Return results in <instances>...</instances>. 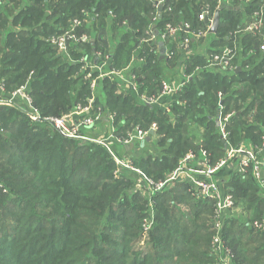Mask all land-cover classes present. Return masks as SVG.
Segmentation results:
<instances>
[{"label": "trees", "instance_id": "16d2710c", "mask_svg": "<svg viewBox=\"0 0 264 264\" xmlns=\"http://www.w3.org/2000/svg\"><path fill=\"white\" fill-rule=\"evenodd\" d=\"M2 7L0 87L9 96L27 86L43 118L88 104L92 96L82 77V56L102 50L116 69L128 66L132 56L137 63L144 60L133 66L137 91L118 93L119 81L111 78L98 89L128 128L157 124V156H139L133 165L167 186L153 193L152 206L136 191L143 176L126 170L116 176L119 169L106 147L66 138L49 122L34 123L18 108L0 107V264H218L211 251L214 202L194 196L193 184L170 178L192 150L201 159L206 152L211 164L221 159L220 117L231 115L225 123L230 145L257 144L264 134V28L257 35L242 32L264 0H165L156 24L159 9L152 0H9ZM206 8L211 16L221 9L208 50L199 53L198 42H192L194 54L179 58L182 49L171 47L176 55L169 60L161 59L160 44L144 43L152 24L157 31L181 22L193 32L206 31L207 23L199 20ZM88 17L81 30L91 43L72 48L70 57L60 55L50 39L74 18ZM110 19L117 34L108 32ZM226 48L236 50V69L210 70L205 54ZM167 68H184L190 76L174 97L171 114L146 106L139 95L156 93ZM187 165L195 168L193 162ZM225 181L239 208L226 219L222 235L234 264H264V231L254 228L264 221L263 191L250 171ZM171 182L175 187L168 188Z\"/></svg>", "mask_w": 264, "mask_h": 264}, {"label": "built area", "instance_id": "2783aa9c", "mask_svg": "<svg viewBox=\"0 0 264 264\" xmlns=\"http://www.w3.org/2000/svg\"><path fill=\"white\" fill-rule=\"evenodd\" d=\"M153 2L159 9V6H164L165 0H153ZM8 3L9 0H0V7L8 5ZM85 16L87 17L88 14H85ZM160 16L161 13L158 11V14H155L153 16V23H155L158 18H160ZM214 16L215 15H210L208 8H206L200 13L199 20L205 21L208 25V29L206 31L199 30L198 32H193L191 30L190 25L185 22H181V24L168 23L164 27L163 31H157L155 27L156 23L152 24L147 31L149 37L144 40V43L149 41L155 42L158 45L160 44L159 49H162V51L164 50V58L169 60L173 59L176 55L175 51L171 50V47L181 48V52H185L186 56H188L192 42H194V40H198L197 42H200V40L210 34L209 30L211 29V25L214 22ZM86 19L91 20L90 17L85 19L74 18L72 21H70V27L67 30H64L62 34L55 35L53 38L50 39V43H52V45L57 48L58 53L60 55L70 57L69 54H71L70 51L72 48L76 49L77 46L80 44L91 43V38L88 34L78 33L79 30L82 29L83 26H85L84 23L87 22ZM251 20V22H247V25L245 26L242 32L250 35L260 34L262 29L264 28V8L255 11ZM182 33H185L184 37H182ZM260 50L264 55V42L262 43ZM161 52L159 53L160 57ZM235 56V51L231 48H226L223 51L218 52V54H209L208 56H206L208 60V68L217 69L222 72H232L236 69L233 65V61L236 58ZM131 59L132 60L131 63L128 65V68L132 67L134 61H138L135 56H132ZM79 61L82 65H85V69L92 68L93 66L97 67L100 70L98 73L99 76L104 75V71L108 70L109 74H105L104 76H107L108 78H111L113 80L115 79L118 81H122L124 85L128 86V89L132 88L137 91L138 77H136V74L133 72L126 78L123 77L122 72L113 71V69H111V63L113 61L112 56L104 53V51L93 50L91 56L84 55L80 58ZM140 62L143 63L144 60L141 59ZM183 69L181 70L182 72ZM184 77L185 78H183L179 82H169L165 80V82H162L160 89L156 93L139 94L141 102L146 106L148 105L150 107L159 108L164 112L171 114V107L172 105H174L175 102L174 97L182 91L184 85L186 84L190 76ZM85 79L88 80L87 82H89L92 92L93 90L97 89L99 85V80H103L101 78L94 80V78H90V76L89 78ZM19 96H22V98L25 99V103L22 104L21 107L16 104L18 100L17 97ZM3 99H5V102H3L0 107L7 106L18 108L19 110L21 109V111L26 116H28L32 122L37 123L42 120L49 122L57 132L61 133L66 138L72 140L79 139L83 141H88V138L90 137L88 135L83 136L81 132L94 131L95 127L98 124V121L100 120L98 115L93 112V102L95 99H90L86 107L78 106L74 112L57 118H43L41 116L40 112L36 108H34V101L27 92V86H22L20 87V89L16 90L11 95L4 96L1 101ZM228 117L230 118L231 115H228ZM228 117L225 118V120H228ZM223 118L224 117H220L221 125L223 123ZM220 123H218V125ZM157 130L158 126L156 123L151 124L148 130L142 129L139 126H133V128H130V132L126 130L125 134H122V136H116L114 140L118 144L126 148L135 144L139 146L148 138V136H154ZM152 132H154V134H152ZM226 137H228V135ZM259 148L260 149L255 151V148L253 147L252 149H250L251 151L247 155V158H244L242 160L240 159L239 163L237 162L238 160L235 162L238 163V166L240 165V167H238L237 169L238 171H240L241 168L243 173H248L249 171L251 172L256 183L259 184L261 190L263 191L264 196V158L262 157L264 155V137ZM203 156H207L206 152L203 153ZM194 158L195 157H193L192 154H187L185 159L183 160V164L181 166L182 168L179 171H176L170 178V180H188L189 183L193 184V190L191 189V192L194 196H197L198 198L203 200L208 199L215 203L214 214L212 216V249L214 251L213 253L218 258V264H234L235 256L233 255V252L226 246L225 240L224 238H222V235L226 219L230 217L229 215L231 214L232 210L235 209L237 206L236 201L234 199L233 194L230 193L229 190H225L218 183H215L212 179V177L217 171L224 167L225 164L232 161V157L227 158L225 160H221L219 163H217L216 167L211 168V170L209 171H204V167L203 169H196L195 171L191 170L189 167L186 168L185 164L187 165V163L193 161ZM200 162L203 164V160H200ZM196 176H200L201 179H197ZM138 183L142 184V186H148V183L144 180V178ZM150 224L151 223L147 222V224L145 225L146 232H148L147 228H150ZM254 228L258 230L261 229L264 231V221H256L254 223Z\"/></svg>", "mask_w": 264, "mask_h": 264}, {"label": "rangeland", "instance_id": "374dc122", "mask_svg": "<svg viewBox=\"0 0 264 264\" xmlns=\"http://www.w3.org/2000/svg\"><path fill=\"white\" fill-rule=\"evenodd\" d=\"M219 1L221 2V0H219ZM225 2H227V0H225ZM1 8H4V7H1ZM110 21H111V19L106 23L107 24L106 27L107 28H109V27L111 28L110 31H108V32H110V34H113V33L117 34V32H115L114 28L112 27V24H111L112 22H110ZM98 24H99V22H98ZM98 24H96V28H97ZM90 25H88V26H90ZM78 33L82 34V30L80 29ZM204 48L206 49L207 47H204ZM56 50H57V48H56ZM179 53H181L179 55L180 56L179 58H182L184 56L187 57L186 55H184V54H186L185 52H183V53L179 52ZM190 54H194L193 48H191L189 50V55ZM235 54H236V50H235ZM130 63H131V61L129 62V64ZM140 64H141V62L137 63L136 61H134L132 67H130V68H128V66H126L123 69L122 68L121 69H116L115 67L112 68V66H111V69H113V71H116V72H122L123 77L127 78L128 75H131L134 72L133 71V66L140 65ZM84 67H85V65L82 66V77H83V79L89 78V76H90V78L93 77L94 80H96L98 78H101L103 80L104 79H109L107 76H104L105 74H109L108 70L104 71V75L99 76L98 73H99L100 70L97 67L93 66L92 68H89V69H85ZM170 70L171 71H169V72H168V70L165 71V76L166 75H171L172 77H167V79H166V77L164 76L165 78H164L163 82H165V80L169 81V82H179L180 80L185 78L184 76L187 75V74L185 75L184 72H182V73L180 72V74H179L178 72H176L177 69H175V68H170ZM170 78H172V79L168 80ZM103 80H99V84ZM85 81H88V80L85 79ZM121 84H122V86H121ZM0 89H1L0 90V105H2L3 102H5L4 101L5 99H3L1 101V99L4 98V94H5V93H3L4 92V85H2L0 87ZM128 90H129L128 86L124 85L122 81H119V88H118L117 92H120V91L126 92ZM99 93H100V90L98 89V87H97L96 90H93V92L91 91V96L92 97L89 98L88 102L90 101V99L91 100L95 99L94 102H93V108H94L93 112L98 115L100 120L98 121V124L95 127L94 131H92V132L82 131L81 133L83 134V136H87L88 135L90 137V138H88V141H86V142L98 143L99 145H102L103 147H106L111 152V154L113 155L112 156L113 160L115 161V163H116V165H117V167L119 169V170H117L115 172L116 176H119V174H122V172L125 171V170L130 172V173L131 172H135V173H138L139 175L143 176L144 180L147 181L148 186H146V185L142 186V184L137 183L136 191L140 192L142 196L148 197L149 201H150V204L153 206V205H155V202L153 201V193L165 188L167 186V184L166 185H164L163 183L159 184L160 182L154 181V179H152L150 177L148 178L140 170V168H136L133 165V160L135 158H138L139 156H142V155H143V157H146V158L149 157L150 155H152L154 157L157 156V153H156L157 151H156V147L154 146V141L157 140V138H158L157 136L158 135L156 134V136H150L152 138V141H151L150 144H148V148L146 150H143V151L139 150V146H137V144L132 145V146H130L128 148L115 144L114 143L115 142L114 138L116 136H118V135L122 136V134L126 133V130H125V133L119 132L120 128L126 126L125 128L129 132H130V128L127 127V123L125 124L124 121L119 120L118 113L116 111H112L106 106L105 98H102L101 94H99ZM17 99L18 100H17L16 104H18V106L21 107V105L25 103V99L22 98V96L17 97ZM99 100H101L103 104L98 105ZM78 105L82 106V107H86L88 104L87 105L78 104ZM171 109H172V107H171ZM20 111H21V109H20ZM227 117H228V115L225 118H227ZM53 118H55V117H53ZM225 118H223V120H222L223 121L222 125L220 123L221 122L220 119L217 122V123H220L217 126H218L219 129H221L222 140H223V143L225 145L224 146L225 150H224V153H223V156L221 157V159L217 160L214 164H211L208 161L207 156H204L201 159V156L197 155L196 154L197 152L192 150V151L189 152V154H192V156L195 157L194 160L191 161V162H193V165H195V168L193 166L191 167V166H188L186 164H185V167L186 168L189 167L191 170H194V171L196 169L197 170L198 169H203V167H204V171H209V170H211V168L216 167L217 163H219L221 160H225L227 158H231L232 157V161H230L227 164H225L224 167H222L219 171H217L215 173V175L212 177V179H213V181L215 183H218L222 188H224L226 190L227 188H226V185H225L226 184L225 180H228L229 177L233 173L239 172L237 170L238 167H240V165L238 166V163H239L240 159L242 160L244 158H247V155L251 151L250 149H252L253 147L255 148L254 149L255 151L260 149L259 146L261 145V142L263 140L264 134L262 136H260V141L257 144H252L250 142L241 141L236 146L230 145V143H228V137H226L228 135V132L225 129V123H227L230 118L228 117V120H225ZM224 135H226V136H224ZM77 140H79V139H77ZM81 141H83V140H81ZM233 151H234V153H233ZM262 157L264 158V155ZM233 159H234V162H233ZM200 160H203V164L200 162ZM235 161H237L238 163L235 162ZM182 164H183V160L180 162V167L182 166ZM181 168H179L177 171H179ZM201 172H203V171H201ZM240 172H242L241 168H240ZM139 180L142 181L141 179H139ZM180 181L182 182V180H180ZM168 185H169L168 188L175 187V182H171ZM238 212H239V208L236 206V208L232 210L230 215L236 214ZM247 216H248V214L244 213V215H243L244 218L243 219H247V218H245ZM149 226H150V228H147L148 232H149V230H151L152 224H150ZM211 251H213L212 245H211Z\"/></svg>", "mask_w": 264, "mask_h": 264}, {"label": "crops", "instance_id": "0c3cea01", "mask_svg": "<svg viewBox=\"0 0 264 264\" xmlns=\"http://www.w3.org/2000/svg\"><path fill=\"white\" fill-rule=\"evenodd\" d=\"M204 39V41H200V42H198L197 44V46H196V50H198V52L200 53V52H204L205 51V48L204 47H207L206 49L208 50V48L210 47V46H212V43H213V39L211 40V42H210V39H209V37L207 36V37H204L203 38ZM107 41L108 42H110V36L108 35L107 36ZM198 40H194V42H197ZM110 43H113V42H110ZM205 54V53H204ZM184 55H186V54H184ZM209 54H208V52L205 54V57L206 56H208ZM175 69H177V68H175ZM166 70H168V72L169 71H171L170 70V68H167ZM182 70V69H181ZM180 69H177L176 70V72H178L179 74H180V72L182 73V71H181ZM210 70H217V69H210ZM167 77H172L171 75H166V79H167ZM172 78H170V79H168V80H171ZM179 180H182V182H189L188 180H183V179H179Z\"/></svg>", "mask_w": 264, "mask_h": 264}, {"label": "water", "instance_id": "95a60500", "mask_svg": "<svg viewBox=\"0 0 264 264\" xmlns=\"http://www.w3.org/2000/svg\"><path fill=\"white\" fill-rule=\"evenodd\" d=\"M162 11H163V5L162 6H159V12L162 13ZM220 11H221V9L218 10L217 13L214 16V19H213L214 22L212 23L211 29L209 30V33L210 34H214V35L217 34V31H218V29H219V27L221 25V21H220ZM163 58H164V50L161 52V59H163ZM239 70H240V68L237 69V71H239ZM152 134H154V132H152ZM149 140H151V137L150 136H148V138L144 142L141 143V146L143 147L144 144L146 142H148Z\"/></svg>", "mask_w": 264, "mask_h": 264}]
</instances>
